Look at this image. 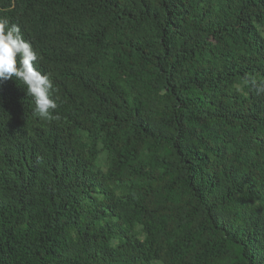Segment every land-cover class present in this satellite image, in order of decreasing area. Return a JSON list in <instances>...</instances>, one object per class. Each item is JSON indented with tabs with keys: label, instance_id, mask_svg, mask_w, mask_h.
<instances>
[{
	"label": "trees",
	"instance_id": "1",
	"mask_svg": "<svg viewBox=\"0 0 264 264\" xmlns=\"http://www.w3.org/2000/svg\"><path fill=\"white\" fill-rule=\"evenodd\" d=\"M50 76L0 83V264H264V0H0Z\"/></svg>",
	"mask_w": 264,
	"mask_h": 264
},
{
	"label": "clouds",
	"instance_id": "2",
	"mask_svg": "<svg viewBox=\"0 0 264 264\" xmlns=\"http://www.w3.org/2000/svg\"><path fill=\"white\" fill-rule=\"evenodd\" d=\"M37 60L38 54L24 40L20 27L0 19V83L13 78L19 81L25 86L26 94L33 98V115L50 120L58 107L52 96L54 85L49 75L37 69L34 64ZM246 82L255 88L258 96L264 95V85Z\"/></svg>",
	"mask_w": 264,
	"mask_h": 264
}]
</instances>
